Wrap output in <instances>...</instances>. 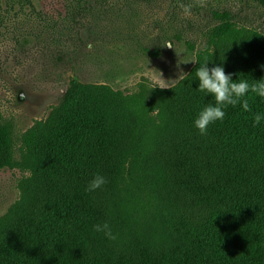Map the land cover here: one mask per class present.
Here are the masks:
<instances>
[{"label": "trees", "instance_id": "trees-1", "mask_svg": "<svg viewBox=\"0 0 264 264\" xmlns=\"http://www.w3.org/2000/svg\"><path fill=\"white\" fill-rule=\"evenodd\" d=\"M213 16L184 79L131 93L73 81L18 158L0 113V171L27 173L0 215V264H264V98L226 106L207 135L194 126L215 102L196 69L264 79V32ZM96 174L107 183L89 192ZM105 222L116 239L94 230Z\"/></svg>", "mask_w": 264, "mask_h": 264}, {"label": "rangeland", "instance_id": "rangeland-1", "mask_svg": "<svg viewBox=\"0 0 264 264\" xmlns=\"http://www.w3.org/2000/svg\"><path fill=\"white\" fill-rule=\"evenodd\" d=\"M215 10L264 32V6L255 0H0V113L12 125L16 158L23 133L73 81L126 93L142 81L175 84L194 64ZM26 175L0 171V215Z\"/></svg>", "mask_w": 264, "mask_h": 264}, {"label": "clouds", "instance_id": "clouds-1", "mask_svg": "<svg viewBox=\"0 0 264 264\" xmlns=\"http://www.w3.org/2000/svg\"><path fill=\"white\" fill-rule=\"evenodd\" d=\"M164 46L172 47L171 43ZM90 47V46H89ZM194 61V60H192ZM187 62V61H184ZM264 68V65H261ZM161 74V73H160ZM185 74L181 71L179 79H184ZM196 75L199 80V90L206 92L214 97V103L205 106L194 120V126L199 130L201 135H207L209 125L223 120L225 116L224 108L226 106L240 105L246 112L252 109L249 100L245 98L249 93L264 98V79L250 83L246 79L234 80L231 73H226L222 65L214 66L211 69L207 66V61L196 69ZM162 78V74H161ZM163 81H166L162 78ZM161 88L168 87L166 83L158 84ZM264 120V114H253V126H258ZM107 183L106 177L96 174L87 186V191L92 192L101 188ZM96 232H102L108 239L114 240L116 236L113 234L108 223L97 224L94 226Z\"/></svg>", "mask_w": 264, "mask_h": 264}]
</instances>
